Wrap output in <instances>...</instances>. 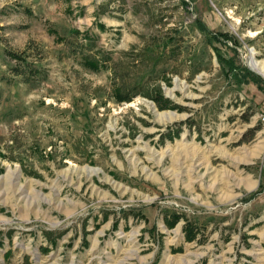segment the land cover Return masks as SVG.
<instances>
[{
	"label": "rangeland",
	"instance_id": "obj_1",
	"mask_svg": "<svg viewBox=\"0 0 264 264\" xmlns=\"http://www.w3.org/2000/svg\"><path fill=\"white\" fill-rule=\"evenodd\" d=\"M220 57L264 77V0H0V264H264V93Z\"/></svg>",
	"mask_w": 264,
	"mask_h": 264
},
{
	"label": "trees",
	"instance_id": "obj_2",
	"mask_svg": "<svg viewBox=\"0 0 264 264\" xmlns=\"http://www.w3.org/2000/svg\"><path fill=\"white\" fill-rule=\"evenodd\" d=\"M185 3H187L186 1H184ZM99 27L101 28H106V25L104 23H98ZM200 27L203 31H209L207 26L205 24L199 23ZM76 37L82 36V38L85 39V41L87 42L86 44H89L90 42H94V35L90 33V31H86L84 33H82L79 30H73L72 31ZM223 37H226V39H224V41H228L229 39V34L227 33H214L213 34V38L216 40H219ZM18 55L15 54V58H17ZM84 64L92 69V70H99L105 67V64L107 61L102 60V59H98L96 57L93 56H89V55H84ZM220 61L221 63L224 64V68L227 69L226 71L230 74L231 78H233L235 80L236 83H250V82H255L258 86V88L264 93V77H262L261 75L254 73L252 70H250L248 67H243L239 64L236 63V61L233 59V57L231 58H224V57H220ZM30 69L32 70V73L34 74L33 78L37 79L38 75H41V69L39 67H37L34 64H29ZM18 67L14 68L15 69V74L17 75H23L24 76V80L25 81H29L31 80V77H28V74L22 69ZM154 93H144V96H147L151 99H153L158 107L160 109H167V108H177V109H181L182 106L177 105L175 103H173L171 101L170 98L166 97L161 89L160 86H157L153 89ZM114 94L116 96V99L120 102H130L133 100L134 96H137V94H132L129 91H123L120 87H117L114 91ZM177 133H175L176 135H179V130L176 131ZM173 219H171V221L167 220V225L168 227L172 228L175 227V225L180 221V219L182 218V216L180 214H177V216L173 215ZM184 231L186 233V239L188 241H193L197 238L198 233L196 232V229L191 226L190 223H186V225L184 226Z\"/></svg>",
	"mask_w": 264,
	"mask_h": 264
},
{
	"label": "bare ground",
	"instance_id": "obj_3",
	"mask_svg": "<svg viewBox=\"0 0 264 264\" xmlns=\"http://www.w3.org/2000/svg\"><path fill=\"white\" fill-rule=\"evenodd\" d=\"M254 57V56H253ZM254 63H253V67L255 68V69H261L262 70V66H261V62L259 63L258 62V60L257 61H253ZM260 70V71H261ZM168 114V113H167ZM170 115H176V113H174V112H170Z\"/></svg>",
	"mask_w": 264,
	"mask_h": 264
},
{
	"label": "water",
	"instance_id": "obj_4",
	"mask_svg": "<svg viewBox=\"0 0 264 264\" xmlns=\"http://www.w3.org/2000/svg\"><path fill=\"white\" fill-rule=\"evenodd\" d=\"M249 65L251 66V61L249 62ZM251 68L254 70V68L251 66ZM259 72V71H258ZM261 73V72H260Z\"/></svg>",
	"mask_w": 264,
	"mask_h": 264
}]
</instances>
